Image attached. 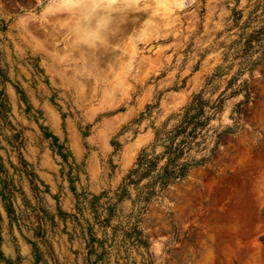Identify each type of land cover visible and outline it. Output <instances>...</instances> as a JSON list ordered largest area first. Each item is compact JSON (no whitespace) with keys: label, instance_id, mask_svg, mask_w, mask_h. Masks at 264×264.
<instances>
[{"label":"rangeland","instance_id":"obj_1","mask_svg":"<svg viewBox=\"0 0 264 264\" xmlns=\"http://www.w3.org/2000/svg\"><path fill=\"white\" fill-rule=\"evenodd\" d=\"M242 81L251 93L238 104L244 92H231ZM0 92L8 102L0 156L12 172L8 137L20 130L54 214L48 239L58 263L84 264L86 249L75 218L57 208L79 216L77 194L104 193L99 204L115 205L109 226L119 228L94 227L106 240L104 264H264V0H0ZM197 93L224 97L187 151L206 162L146 203L137 195L146 179L117 201L139 152L161 150L155 133L173 128ZM228 128L209 156L215 132ZM14 178L34 203L27 181ZM22 204L18 195V213ZM0 213L1 256L37 264L32 230ZM132 227L147 248L109 246Z\"/></svg>","mask_w":264,"mask_h":264},{"label":"trees","instance_id":"obj_2","mask_svg":"<svg viewBox=\"0 0 264 264\" xmlns=\"http://www.w3.org/2000/svg\"><path fill=\"white\" fill-rule=\"evenodd\" d=\"M248 42H250V39ZM240 91L244 92V99L238 104H244L248 102L251 93L249 84L246 81L237 84L236 89L231 94L233 95ZM223 98V96H218L215 100L210 101L202 93L194 94L190 101L182 108V112L178 114V121L174 127L169 130H163V132L157 131L155 133V140L161 142V150L157 153L155 151L148 153L145 149H142L139 152L135 162L123 176L114 191V196L117 201L125 197L130 185L137 186L142 180L146 179V182L137 190L139 199L146 203L153 196L161 194L169 185L185 177L190 168L196 165H203L207 158L201 157L194 162L187 158V151L194 145H200L202 139L205 138L204 130L208 124V120L221 110ZM7 111L8 102L6 95L0 92L1 119L6 118ZM237 112L239 116L237 117L235 125L237 128H240L243 124L240 122V110H237ZM11 130L13 133L8 137V143L15 152L16 162L8 161L12 169V172H9V169L4 164L3 158L0 156V209L2 207L6 212L10 224L15 223L18 226L23 224L32 230L34 239L31 241V244L33 245L35 262L37 264H49L48 258L53 261V264H60L54 258L53 250L48 239L50 227H53L55 222L54 214H49L42 205L40 194L43 191L40 189L39 183L44 187L45 185L29 167L28 162L23 157L21 152L24 146L22 132L12 126ZM232 131V128H228L221 132H215L216 140L209 150V156H212L214 150L219 147L221 136L232 134ZM197 138H201V141L197 140ZM60 147L59 149H61ZM59 153H61L60 150ZM15 175L18 176V181H27L32 196L35 199L34 203L27 199L22 186L17 184L14 178ZM85 194L81 193L76 195V209L79 216L62 212L59 208H57V215L62 219L70 215L77 221L76 225L78 229L76 232L79 233L85 242L86 261L84 264H104L107 255L106 240L99 239L96 236L94 227L95 225H99L100 227L108 226L113 230H119L118 227L114 228L109 226L115 205L111 203L107 204L105 201L99 204L98 200L105 196L104 193L99 196L92 195L91 199H87ZM18 195L21 196L24 207L23 209H19V213L15 207V200ZM86 204L91 209L92 220L84 217L83 213L87 209ZM121 236L122 238L117 240L118 234L115 233L109 238V246L116 250V252L120 250V243L124 244L125 242H132L147 248L148 243L146 237L136 227H132L127 231L123 230ZM260 240L264 242V235L261 236ZM97 249H100L99 253H97ZM91 254H95L96 256L94 260L90 258ZM0 260H4L9 264H15L14 260H5L1 256V253ZM106 263L108 264V262Z\"/></svg>","mask_w":264,"mask_h":264},{"label":"bare ground","instance_id":"obj_3","mask_svg":"<svg viewBox=\"0 0 264 264\" xmlns=\"http://www.w3.org/2000/svg\"><path fill=\"white\" fill-rule=\"evenodd\" d=\"M160 10V9H159Z\"/></svg>","mask_w":264,"mask_h":264}]
</instances>
